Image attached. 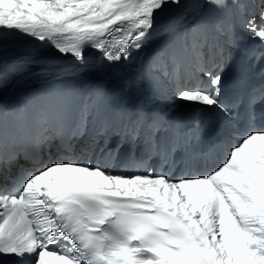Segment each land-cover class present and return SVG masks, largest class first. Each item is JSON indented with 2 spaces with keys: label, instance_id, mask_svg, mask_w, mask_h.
Here are the masks:
<instances>
[{
  "label": "snow or ice",
  "instance_id": "snow-or-ice-1",
  "mask_svg": "<svg viewBox=\"0 0 264 264\" xmlns=\"http://www.w3.org/2000/svg\"><path fill=\"white\" fill-rule=\"evenodd\" d=\"M205 2L211 11L228 7V0ZM167 3L180 0H0V32L47 41L80 63L84 48L91 47L111 64L130 59L133 49L144 46L155 12ZM239 27L264 48V0L256 12L243 16ZM216 30L223 37L216 49L227 65L231 55L226 48L237 43L235 26ZM192 32L206 42L202 22H195ZM200 44L193 39L192 50ZM254 55L250 50L249 58ZM225 70L200 67V78L191 83L177 65L173 96L230 116L219 99ZM258 91L264 100V86ZM256 93L255 88L248 91L250 105ZM90 114L87 106L77 114L70 103L61 102L41 113L38 136L48 140L47 133L54 132L63 140L70 130L69 139L82 137L80 121L86 123ZM15 115L19 118L20 111ZM130 124L133 138L147 130L153 147H158L155 136L161 129L167 131L161 118L143 111ZM178 131L197 137L200 121L178 126ZM16 135L0 124V145H9L0 148V254L18 257L19 264L26 257L30 264H264V126L250 125L207 173L175 178L154 168L118 172L100 161L56 158L26 175L20 166L13 176L21 155ZM93 143L104 156L101 141ZM170 146L174 150L176 142Z\"/></svg>",
  "mask_w": 264,
  "mask_h": 264
},
{
  "label": "bare ground",
  "instance_id": "bare-ground-1",
  "mask_svg": "<svg viewBox=\"0 0 264 264\" xmlns=\"http://www.w3.org/2000/svg\"><path fill=\"white\" fill-rule=\"evenodd\" d=\"M240 1L244 6L240 5ZM261 2L262 0H235V2L228 0V7L219 12L211 11L205 0H180L179 4L167 3L155 12L151 34L144 46L138 51L133 49L130 59H122L111 64L102 58L100 51L91 47L84 48V60L80 63L70 54H61L49 47L47 41L41 42L18 31H2L0 32V124L16 132L22 131L26 127L24 119L28 102L37 93L43 94L45 99L50 98L53 106L61 102L70 103L74 113L78 114L82 108V98L87 91L86 86L94 82L99 75L118 76L121 85L127 91H133L130 95L135 97L142 96V93L140 94L142 90L156 89L162 92L158 85L159 79L153 71L154 60H148L151 54L153 56V52L155 54L164 52L158 48L159 46L171 47L176 61L180 60L185 64L184 68L179 69L183 76V71L188 74V66L196 70L204 67L217 71V66L212 65L213 58L220 61L221 68H226L224 72L230 76L234 72L232 66L236 67L237 52L236 50L233 52L230 63L223 64L217 50H213L212 44L217 45L220 38L207 30V27L220 24L225 30H231L235 26V31L239 32L241 30L239 23L245 12H256ZM197 21L202 22L206 29V42L204 39L206 56H198L196 51H193L194 56H191L181 50V33L186 35L187 26ZM253 44L250 39V48L255 50V55L264 50L261 44H256V49L252 47ZM236 46L237 43L231 48ZM243 59H250L249 52ZM13 65L17 66L16 71L12 70ZM190 74L197 78L199 71ZM88 78L91 80L88 81ZM163 78L167 77L164 75ZM222 81L226 90L229 85L224 78ZM98 94L101 100L106 99L101 92ZM237 97H241L239 101L242 100L241 92L238 91ZM219 99L221 100L220 96ZM90 106V111L99 117V107L95 109L94 100ZM114 109L117 113L120 112L119 108L114 107ZM16 110L21 113L19 118L15 115ZM220 113L224 114L221 111ZM106 116L110 118L113 114L108 112Z\"/></svg>",
  "mask_w": 264,
  "mask_h": 264
},
{
  "label": "rangeland",
  "instance_id": "rangeland-1",
  "mask_svg": "<svg viewBox=\"0 0 264 264\" xmlns=\"http://www.w3.org/2000/svg\"><path fill=\"white\" fill-rule=\"evenodd\" d=\"M250 12V11H249ZM250 13H253V11H251Z\"/></svg>",
  "mask_w": 264,
  "mask_h": 264
}]
</instances>
